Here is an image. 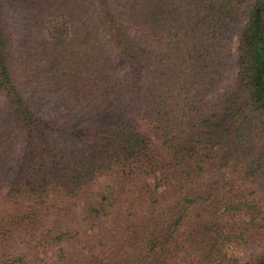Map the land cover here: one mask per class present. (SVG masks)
<instances>
[{
	"label": "trees",
	"instance_id": "trees-1",
	"mask_svg": "<svg viewBox=\"0 0 264 264\" xmlns=\"http://www.w3.org/2000/svg\"><path fill=\"white\" fill-rule=\"evenodd\" d=\"M0 95V264H264V0H0Z\"/></svg>",
	"mask_w": 264,
	"mask_h": 264
},
{
	"label": "rangeland",
	"instance_id": "rangeland-1",
	"mask_svg": "<svg viewBox=\"0 0 264 264\" xmlns=\"http://www.w3.org/2000/svg\"><path fill=\"white\" fill-rule=\"evenodd\" d=\"M235 75H236V71H235L234 75H232V77L234 78ZM39 94L44 95V94H46V92L40 90ZM55 98L53 96L51 97L52 100H50L48 102V105H47V111L48 112H46V113H48V115H50V116L60 118V116H63V113H62V110L60 108V103H56L57 99H55ZM4 105H5V102H4L3 96L0 95V109H2ZM70 116L74 117V114L72 113Z\"/></svg>",
	"mask_w": 264,
	"mask_h": 264
}]
</instances>
